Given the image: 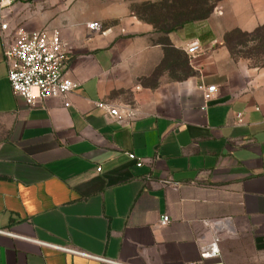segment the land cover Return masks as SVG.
I'll use <instances>...</instances> for the list:
<instances>
[{"label": "crops", "instance_id": "crops-1", "mask_svg": "<svg viewBox=\"0 0 264 264\" xmlns=\"http://www.w3.org/2000/svg\"><path fill=\"white\" fill-rule=\"evenodd\" d=\"M4 4L0 230L11 234L0 232V264H113L57 247L117 264H264V63L225 42L264 24V0H219L168 32L158 28L165 9L141 16L132 0H89V15L57 24ZM20 21L60 31L79 83L66 97L30 106L12 91L3 51ZM94 21L103 33L88 28ZM193 42L201 50L189 55ZM176 52L189 75L174 77ZM127 97L133 117L96 106ZM215 237L219 254L203 259Z\"/></svg>", "mask_w": 264, "mask_h": 264}, {"label": "built area", "instance_id": "built-area-1", "mask_svg": "<svg viewBox=\"0 0 264 264\" xmlns=\"http://www.w3.org/2000/svg\"><path fill=\"white\" fill-rule=\"evenodd\" d=\"M18 0H0V18H5V2L13 3ZM9 28V23H1L3 33ZM88 28L96 33H103L102 24L94 21L88 24ZM5 34H3L4 36ZM8 42L4 44V59L8 65V80L15 95L23 98L30 106L42 103L49 97H66L78 87L79 83L67 74L68 51L67 43L62 39L58 29L43 27L37 30H27L22 26H16L12 31ZM200 46L193 42L187 49L189 55L199 52ZM216 86L211 85L204 88V99L211 101L216 93ZM66 106L69 102L65 103ZM96 106L107 111L110 115L122 119L133 117L134 109L129 106L118 107L107 101H98ZM241 116V115H240ZM128 156L141 167L143 160L135 153L130 152ZM100 171L101 168L99 167ZM170 221L168 215L161 218L162 224ZM2 233H8L0 230ZM11 234V233H8ZM62 250L93 257L98 260L113 261L102 257L89 255L82 251H75L62 247ZM220 252L218 238L201 251L203 259L216 256ZM197 264V263H194Z\"/></svg>", "mask_w": 264, "mask_h": 264}, {"label": "rangeland", "instance_id": "rangeland-1", "mask_svg": "<svg viewBox=\"0 0 264 264\" xmlns=\"http://www.w3.org/2000/svg\"><path fill=\"white\" fill-rule=\"evenodd\" d=\"M132 8L137 11L141 16H147L150 14L152 6L149 3L154 1L160 4L162 0H132ZM219 0H208L209 3H214ZM16 2L23 3L26 7L25 14L28 17L31 16L32 20L36 16L39 18L38 14L41 13L44 18H47L49 21H54V24L61 23V20L66 19V15L68 18L72 19L73 17H85L89 15L90 11L86 7L89 0H18ZM154 5V4H153ZM46 15V16H44ZM54 18H53V17ZM53 18V19H52ZM24 22L20 21L18 26H22ZM101 23V22H100ZM102 24L103 31L105 30V24ZM39 25V24H38ZM37 23L30 25V27L38 26ZM55 26V25H54ZM41 27H50V24L43 25ZM40 27V28H41ZM52 27V26H51ZM38 29V28H37ZM262 35L259 36H248L245 40L239 38L235 40H231L230 45L233 48V53L236 57H242L252 65H261L264 63V40H262ZM173 54V53H172ZM172 66L175 67V70L172 69V73L174 77L189 75L191 70L186 64V58L181 53H174L171 58ZM118 94V92H115ZM126 101H129V97ZM127 106L134 109V105L132 102H128Z\"/></svg>", "mask_w": 264, "mask_h": 264}, {"label": "trees", "instance_id": "trees-1", "mask_svg": "<svg viewBox=\"0 0 264 264\" xmlns=\"http://www.w3.org/2000/svg\"><path fill=\"white\" fill-rule=\"evenodd\" d=\"M150 4V3H149ZM216 2L209 3L208 0H170V2H161L158 5L150 6V13L160 12L161 9H165L164 17L168 25H160L158 28L160 30H165L166 32L182 26L184 23L201 20L207 18L213 11ZM259 36L262 35V40H264V24L258 26L252 32H244L239 29L232 30L228 32L225 36V42L233 53V48L230 45L231 40L243 39L245 40L248 36ZM186 64L189 67V60L186 58Z\"/></svg>", "mask_w": 264, "mask_h": 264}]
</instances>
